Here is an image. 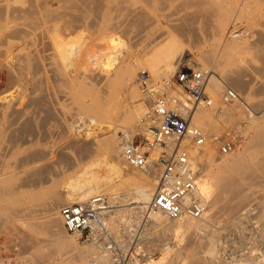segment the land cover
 Wrapping results in <instances>:
<instances>
[{"label": "bare ground", "instance_id": "6f19581e", "mask_svg": "<svg viewBox=\"0 0 264 264\" xmlns=\"http://www.w3.org/2000/svg\"><path fill=\"white\" fill-rule=\"evenodd\" d=\"M92 14H95V16H93ZM258 14L264 16V0H128L127 3H118L116 5L110 6L109 8H106L104 4L99 0H0V46H3L4 44L5 45L3 46V48L6 46V48L4 49L5 53L4 51H1L4 53V55L6 54L5 56L3 55L6 58V64L5 62L4 64L7 66L6 68H11V70L13 69L12 71L15 70L14 72H16V74L17 72H19V75L22 74L23 69L30 72L32 81V93H35L34 102L36 106L34 107L38 106V109L45 112L47 111L52 117V89L50 90L51 87L49 88L48 84L45 83H49V81L52 82L51 79L53 78L60 79L63 81L64 86L69 90V92L75 95L80 109L90 114L91 118L89 121L92 126L100 122L101 124H106L110 129L108 133H105L106 128L103 126L102 128H98L101 132H98L97 134L92 132L95 128H86L85 126L84 128L81 127V124L70 123V126L73 130L71 129L72 133L69 141L66 144L64 143V145L61 147L58 146V148H56L55 150L48 152L45 151L46 153H41V149L39 151H30V155H26V157L22 159V161H27L29 159V162L32 160L34 162V160H38L37 158L39 156V159H42L41 156L43 154V159L45 158L49 160L48 163L58 162L62 165L64 170L66 168L68 172L78 169L76 176H74L71 181L66 183L67 185H65L62 193H58L55 187L48 193H44L43 201L40 204L42 206V212L50 217L49 222H46L45 228L47 227L48 230L53 227L58 228V230L64 233L63 230L65 227H63L62 219L56 209H59L64 203L85 201L92 196L102 192L100 187L101 179L98 172V166H101V163H89L87 166H84L82 168L80 164L87 160V158L93 155L96 156L100 151V148L105 150L108 159V173L106 175L105 182L107 184H114L115 186L113 188L116 189L124 187V191L127 193V196L125 195L127 199L126 201L132 200L131 203L135 204L134 209H137L136 212L140 215L138 221L132 223L128 222V224L125 223V226L119 233L113 230L114 239L116 242L120 243V245H123L125 243L126 236L133 237L137 233L142 218L146 216L148 205L156 191L160 167H151L147 169L139 168L140 170H142V172L134 171L135 169L131 170L124 165L125 161L123 160V156L121 157L122 147L120 141L130 139V136L126 133L127 131L120 135V133L122 132L120 131L117 123L120 122V120H122V122L125 121L128 123L134 120V113L131 109V98L135 97L136 95L135 87L132 89L124 88L123 92L121 91V97H123L126 106L125 111L121 114L122 116H120L121 118H115L116 116L112 114L113 112L108 109L110 101L115 97V94L117 93L115 87L117 85H120L121 80L123 81V79L127 78V73L130 69L129 65L124 62L120 55H118L119 52L117 51H119L120 49L116 45L120 43L117 40V35L123 36L125 40L127 39V49L134 48L141 43H145V46L148 49L150 48V52L149 54H147L145 62H143L145 63L144 65H146L151 72L157 73L158 75L160 74L161 76L163 75L162 77L170 79L169 77L173 72L176 73L181 68V66H185V64L183 63L186 61L187 56H189V53L187 55L186 52V50L189 49L187 48L189 47V45H186L187 42H190L189 40H194V44L195 41L197 42V40L199 41L205 37L208 39V37L210 36V39H212V37L215 38V36H221L223 33H225L227 23L235 16L248 18L252 15ZM259 22L260 23L257 22V25L259 24L258 28L260 27L262 21ZM163 28H168L171 33H174V36H172L171 38L167 37L168 34L166 35V37L161 36L165 31L168 32V30L162 31L161 29ZM258 28H254L255 30L257 29L256 32L254 33L255 30H253V32H251L252 34H250L252 36H254L253 34L256 35V43L254 42L255 38L251 40L253 41L251 43H259L261 45L262 42L264 43V30L262 29L263 31H261V29ZM84 30H89L92 35L97 34L98 32H102L100 39L103 43L101 42L102 44L98 45V47L100 48L99 50L89 51V49L86 48L87 40L84 38ZM161 32L163 33L161 34ZM71 33L78 34H75L74 38L73 36H70V38L67 37V39L66 36H68V34L70 35ZM62 35H65V38L61 37ZM92 35L91 37H93ZM250 35L248 36L251 38ZM244 38L245 37H243V39ZM238 41L239 39L236 40V42ZM249 41L250 40L245 43L243 42L242 44L250 43ZM231 44L235 43H230V46ZM255 44L254 46H256ZM236 45H238V43H236ZM240 45L237 46V49L238 47L242 46ZM223 46H225V44ZM228 46L227 48L224 47V51L229 48ZM233 46L232 50H234ZM194 48L196 47L194 46ZM210 51H206L208 54H205L206 52L204 51V57H198L196 61L199 62L200 59H202V63L200 61L199 64H203L205 62L207 65L208 62L210 63V61H212L213 59H217V55L215 57V55L212 53L213 51H211V54H209ZM224 51H222V54ZM230 51L228 57H230ZM262 51L263 50L261 49L260 53H262ZM233 53L234 52L232 51V54ZM191 54H193V52ZM224 56L225 54L222 55V57ZM117 59L120 60L118 65L115 64V61ZM261 62L263 63V61ZM113 64H115V68L111 67V65L113 66ZM187 64L191 65L189 61L187 62ZM105 65L106 67L107 65L108 67L110 66V69L108 68L109 70H107L105 68ZM195 67L198 68L197 66ZM205 68L199 69L205 70ZM231 69L232 68H229L230 71ZM235 71L237 70L235 69ZM209 72V89L211 97L214 99L215 104L220 102L221 92L224 91L226 85L229 86L228 84H230V82L232 83L231 87L235 88L240 94L242 91L245 92L247 88V85H245L246 80L243 82L242 80L244 79H240L238 74L237 76L231 74L226 75L227 80H225L227 82L228 80L230 81L226 84V82H223V79L222 81H218L217 79L219 78L215 79L214 75L211 74V71ZM237 73H239V75L241 76L242 70L241 72L238 70ZM12 74L13 73H11V75ZM27 77H25V79H27ZM27 83L28 81H25L24 85L29 86L30 84L27 85ZM180 89L182 90V88ZM174 92L178 96H181L183 99L185 98L183 90L181 92H177L175 90ZM7 101L8 99H0L1 132L8 131L7 129L16 124L17 126L19 124V128L23 130V132H25L26 130L29 131L30 128L32 129V121L29 116L25 118L24 121H20L21 117L25 114L24 112H27L26 110L28 107H30V103L32 101H28L25 105H23L24 103L22 101L23 104H21V102L19 104L23 106H12L11 109H8L11 105H9ZM248 107H250V112L253 117L255 116L256 118H258L264 116V108L260 109V111H256L251 108L250 105H248ZM206 110L207 109L205 108L198 109L199 115L197 114V120L201 124L205 123V120L202 117L203 113H205ZM230 110L231 109H229L228 111ZM135 111L138 117V120L136 121H138L139 126L137 127L138 129H142L139 122L141 119L140 115H143L145 111L143 103L137 105ZM93 114H97L103 118H105L107 115L109 120H116L118 122H101ZM79 120L77 121L79 122ZM14 127L15 126H13L12 128ZM19 128H16L17 132ZM11 130L9 132V135L11 137L10 139L15 140L16 138H18V135H20V132L16 133L15 131ZM0 138H2V136H0ZM263 142L264 125L257 129L251 144H249L244 151H242L241 153L233 154L230 157L219 161L215 158V143H213L212 141L209 140L205 144V146L196 149H191V144H189L190 155L194 159L199 169V178L204 170H206L202 167L203 162L212 161L218 167L219 175L215 179L216 187H213V185H210L207 182H204L202 185L199 184L200 192L205 196L204 199L208 202V206H210L211 208L209 207L210 209H208L204 216L200 219L187 218L174 221L167 219L161 213H152L149 215V218L152 220L153 217L156 221H158L159 224H165V227L169 229H179L183 233L190 232L191 235H195L202 230L207 232L206 240H208L209 245L208 249L205 250L207 254L212 258L216 257V254L218 253L216 251L217 239L213 237L214 232H212V230L210 231L209 227L211 228V226H208V220L205 219V216L207 214L210 216L214 215L212 214L213 207H219L220 205H222L221 207H223V209H219L224 211L225 214L237 215L243 209L246 203H248V201L252 199L250 198L251 194L249 195L248 193L249 189L254 188L251 186V184L256 186L260 184L258 182V177L260 174H262V170L264 169V157L259 158L256 156L255 147L259 145H261L262 147ZM67 151L74 152L75 158L73 156H70ZM251 153L253 154L252 156H250ZM49 155L53 156L52 159L49 158ZM120 158H122L123 161H121ZM220 158L221 157H219V159ZM48 163L45 162V165ZM51 166L47 165L45 166V168H50ZM41 168L42 167L40 166H36L34 169H32V171H28L27 168H25L26 172L24 173H27L29 175L31 173L30 177L32 176L33 178L38 179V176H40V174L45 173L43 172L44 170H42L44 168ZM118 177H120L121 179H128L121 182L119 181L120 183H118ZM31 178L28 179L36 183V180ZM28 179L25 178L21 184L15 187L17 190L16 192L14 191L15 188H13L12 193L14 194L13 196H16L15 199L17 202H21L24 196H26L28 193L27 187L31 183L28 182ZM43 181L45 180L43 179ZM128 195L130 197H128ZM108 200L110 201L109 197ZM260 203V206L258 204L259 209L257 212H259L258 216L262 218V215L264 213V201ZM258 206H256V208H258ZM108 221L110 227L113 229L110 222V214ZM230 223L232 222L230 221ZM261 233L259 235H261ZM57 241H59V239ZM204 243H207V241L203 242V244ZM97 246H99L104 251H109L112 254L116 264H119L117 262L118 259L115 258L113 251L109 249V247L99 244H97ZM194 246L195 245H193L190 251L193 256H196L197 247ZM92 251L93 250H91V252ZM151 258L152 256L146 258L145 262L149 264L150 262H152ZM216 258L219 259L218 256ZM96 264H109V262L107 263L105 261V257H102L96 261ZM128 264L132 263L129 262Z\"/></svg>", "mask_w": 264, "mask_h": 264}, {"label": "rangeland", "instance_id": "374dc122", "mask_svg": "<svg viewBox=\"0 0 264 264\" xmlns=\"http://www.w3.org/2000/svg\"><path fill=\"white\" fill-rule=\"evenodd\" d=\"M99 1L102 2L106 8H109L110 6L116 5L118 3L122 4L128 2V0H99ZM93 16H95V14ZM246 18L247 17H241V16H235L234 18H232L227 23V28L225 30V33H223L221 36H215V38L212 37V39H210L209 36L208 39L205 37L199 41L197 40V42L195 41L194 44H198V45L193 44L194 40H189L190 42H187L186 44L187 46L189 45V47L186 46L187 48H189L186 50L187 55L189 53V56H187L186 61L187 62L189 61L191 63V66H197L198 68L206 67L205 70L211 71V74L214 75L215 79L219 78L217 79L218 81L219 80L222 81L223 79L224 80L223 82H226V84L230 82L229 80L228 82L226 81L227 80L226 75L229 74L235 76H237L238 74L240 79H244L242 80L243 82L246 80L245 85H247V88L245 92L247 93L243 91L241 92V94L239 93L245 102L240 101L233 105H226V106L221 105V102L215 104L214 109L212 110L207 109L205 113H203L202 118H204L205 120L204 124L199 123V121L197 120L199 115L198 109L194 114V118H193L194 123L197 126L201 127L202 129L204 128L203 130L208 134L219 132L226 127L233 126L244 120L247 122L246 128L244 129L243 137L240 139L237 148L233 152L224 156L220 155L218 153V146L215 144V151H216L215 158L218 161L226 159L233 154L241 153L242 151H244L245 148L249 144H251L257 129L264 125V116L258 118H256L255 116L253 117V115L250 112L251 111L250 107H248V105H250L251 108H253L256 111L258 110L260 111V109L264 108V92H263L264 91V56H263L264 54H262L264 53L263 52L264 43L262 42L261 45L259 43L255 44L256 35L255 34H253L254 36L250 35L252 34L251 32L255 30L254 28H258L259 24L257 25V22L260 23L259 21H262L263 23L264 16L258 14V15H252L247 19ZM262 23L258 28L261 29V31L264 30V25H263L264 23L263 24ZM161 30L162 31L168 30V32L167 31H165L164 33L161 32V34L163 33L161 36L166 37L167 34H168L167 37L170 38L174 36V33L172 32L173 33L172 34L168 28H163ZM256 30L254 31V33L256 32ZM84 31H85L84 38L87 40V46H89V47L86 46V48L89 49V51L99 50L100 48L98 47V45L103 43L100 39L102 32H98L97 34L92 35V33H90L89 30H84ZM71 34L70 35L68 34L66 38L67 37L70 38V36L71 37L73 36L74 38L75 34L77 35L78 33L75 34L73 33L72 35ZM247 34L250 35L252 39ZM91 35L93 37H91ZM64 36L62 35L61 37ZM243 37L245 38L243 39ZM238 39L239 41L236 42V40ZM253 39L255 42L254 44L256 46H254V44L251 43L253 42L251 41ZM117 40L120 43L116 45L120 49L119 51H117L119 52L118 55H120V57L124 60V62L129 65L130 69L129 72L127 73V78L123 79V81L121 80L120 85H117L115 87L117 90V93L115 94L116 98L114 97L112 99L113 101L112 100L110 101V104L111 103L112 104L111 105L109 104L110 106L108 105V109H110V111L113 112L112 114L116 116L115 118H121L120 116H122L121 114L125 111L126 108L125 101L123 100V97H121L123 89L124 88L132 89L135 87L136 95L135 97L131 98V109L134 113L135 118L133 121L129 122L130 123L129 124L128 122L125 121L122 122V120H120V122L116 120H109L107 115L105 118L97 114H93V115H95L97 119L100 120L101 122L102 121H108V122L113 121L115 123L118 122L117 125L119 126V129L122 132L120 133V135L127 131L126 133L130 136L129 137L130 139L133 138L139 139V137L142 134V129H138L137 127L139 125H138V121H136L138 120V117L136 115L135 110L137 105H140V103H143L144 105V102L141 91L137 86L136 78L138 73L142 69L149 70V68L146 65H144L145 63L143 62H145L147 54H149L150 52V48L148 49L145 46V43H141L137 47L127 49V43H126L127 39L125 40L123 36L117 35ZM248 40H250L249 42L254 47L250 43L242 44L243 42L245 43ZM191 42L196 48H194ZM230 43H235V44H231L230 46ZM236 43H238V45H236ZM224 44L225 46H223ZM239 45L241 47H238L237 49V46ZM3 46H0V99L1 100L8 99L7 103L11 105L8 109H11L12 106L15 107L17 105L23 106L27 104V102L30 100L33 103L30 101L31 103H30V107H28L29 109L27 108L26 110L27 112H24L25 114L23 113L24 115L20 119V121L22 122L24 121L25 118L29 116L32 121L31 123L32 129L30 128L29 131L26 130L25 132H23V130L19 128L20 127L19 124L18 126L16 124L13 126L19 128L18 132L16 131L17 129L15 127L12 128L13 126L7 129L8 131L1 132L0 130V136H2V138H0V169L2 170V171L0 170V264H96V261L102 257H105V261L107 263L109 262V264H116L112 254L109 251L102 250L99 246H97V243L95 242L87 241L85 239V236L81 237V235L78 234L68 233L65 228L63 230L64 233L58 230V228L53 227L50 230H48L47 227L45 228L46 222L47 223L49 222L50 217H48L47 214L42 212L43 210L40 203L43 201L44 193H48L49 191L53 190L54 187L56 188L58 193H62L63 192L62 190L65 188V185H67L66 183L71 181L74 178V176H76L78 169L68 172L66 168L64 170L62 165L59 164L58 162L48 163L49 160L45 158L43 159V154L41 156L42 159H39L40 158L39 156L37 158L38 160H34V162L33 160L29 162V159L27 161H22V159H24L26 155H30V153L33 152V150L39 151L41 149V153H46L48 151L55 150L56 148H58V146L59 147L63 146L64 143L66 144L69 141V138L73 130L70 126V123L81 124V127L85 126L86 128H92V129L95 128L94 131L92 132L97 134L98 132H101L100 129L98 128H102L103 126L106 128L105 133H108L110 129L107 127L106 124L103 123L101 124L100 122L92 126V124L89 121L91 118L90 114L80 109L78 102L75 98V95L69 92V90L64 86L63 81L60 79L53 78L51 79L52 82L48 80L50 84L48 82L45 83L48 84L49 88L51 87L50 90L52 89L51 92L52 95L51 99L53 104V108H51L53 112L52 117L47 111L45 112L38 109V106L34 107L36 106L34 102L35 93L34 92L32 93V81L30 77L31 76L30 72L28 70L23 69L22 74L19 75V72H17L18 74L17 75L16 72H14L15 70L12 71L13 69L11 70V68H6L7 67L5 65L6 58L4 57L6 55V54L4 55L5 53L4 49L6 48V46L4 48ZM227 46L230 49L228 48L226 51H224V49L227 48ZM232 46L235 51L232 50ZM261 49L263 50L262 53H260ZM208 50L213 51L212 53L215 55V57L217 55L216 57L217 59H213L212 61H210V63L208 62L207 65L204 62L206 66L204 65V63L201 64L202 59H200L201 63L199 64L200 61L198 62L196 60L198 59V57L203 58L204 57L203 52L204 51L206 52ZM1 51H4V53ZM190 51L191 53L193 52V54H191ZM211 51L209 52V54H211ZM222 51H224L223 52V54H225L224 57H222L223 55ZM229 51H230V57H228ZM232 51L234 52L233 54ZM205 54L208 53L206 52ZM117 60L115 61L116 65H118V63L120 62L119 59ZM260 60L263 61V63ZM186 61L183 64L186 65L187 64ZM3 64L5 65V68ZM115 64H113V66L111 65V67L115 68L116 67ZM109 67L108 65L107 67L105 65V68L107 70L110 69ZM229 68H232L231 71L229 70ZM235 69L237 71L239 70L240 72L242 70V74L240 73L241 76L239 75V73H237V71H235ZM11 73L13 74L11 75ZM151 73L155 79L165 78L162 77L163 75L161 76L159 74L160 75L159 76L157 73H153V72ZM174 74L175 73L173 72L169 78L173 79ZM25 77H27V79H25ZM25 81H28L27 85L29 84L30 85L25 86L24 85ZM228 85L231 86L232 83L230 82V84ZM176 91L181 92L182 90L180 88H177ZM222 93L223 91L221 92V96ZM22 101L24 104L22 103ZM20 102L23 105L19 104ZM225 107L228 110L229 109L232 110L233 108V110L228 111ZM116 112L119 113L117 114ZM141 117L142 114L140 115V118ZM77 120H79V122ZM10 130L15 131L16 133L20 132L18 138H16L15 140L10 139L11 138L9 135ZM95 130H99V131H95ZM125 140L120 141L121 147ZM189 144H191V149L200 148L193 145L192 143ZM189 144H188V148L190 149ZM67 152L70 156H73L75 158L74 152L71 151H67ZM255 154L259 158L264 157V142L262 143V147L261 145L255 147ZM252 155L253 154L251 153L250 156ZM52 157L53 156L49 155V158L52 159ZM219 157L221 158L219 159ZM120 159L121 161L124 160V159L122 160V158ZM107 161L108 159L105 150L100 148V151L97 153L96 156L93 155L80 164L82 168L84 166H87L89 163L91 164L101 163V166H98L99 168L97 167L101 179V183H100V187L102 190L101 193L105 194L107 197L110 198L109 201L111 206L110 222L113 227V229L110 227L111 231L113 232L114 230L115 232L119 233L121 229L125 226L124 225L125 223L128 224V222L132 223L138 221L140 215L136 212L137 209H134L135 204L131 203L132 200L126 201L127 193L124 191L125 190L124 187H121L120 189H116L113 188L115 186L114 184L112 183L107 184L105 182V178L108 173ZM45 162L48 164L45 165ZM44 165L45 166L53 165V166H51L50 168L48 167L49 168L48 169L45 168ZM124 165L131 170L135 169L134 171L142 172V170H140L139 168L130 167L125 163ZM36 166H40L44 168L41 169L44 170L43 172L45 173L40 174V176H38L39 177L38 179H35L31 176L34 180H36L35 181L36 183H34L28 179L31 178L30 177L31 173L29 175L24 172H26L25 168H27L28 171L30 170L32 171V169H34ZM202 167L206 170H204V172L201 174L199 178V184L202 185L204 182H207L208 184L213 185V187H216L215 179L219 175L218 167L212 161L203 162ZM262 171H263L262 174H260L258 177V182L260 184L258 186L251 184V186L254 188L249 189L248 193L249 195L251 194L250 198L252 199H250L248 203H246V205L237 215L225 214V212L221 210L223 209V207H221L222 205H220L219 207L218 206L213 207L212 214L214 215L216 214L217 216L211 215L212 216L211 217L208 214L205 216V219L208 220V224H209L208 226H211V228L209 227L210 231L212 230V232L215 233V234L213 233V237H215L217 241L219 240L218 242L216 241V251L218 252L216 254V257L218 256L219 259L216 257L212 258L206 252L209 245L208 240H206L207 232L202 230L201 232L195 235L192 234L193 235V239H192V235L190 232L183 233L179 229H169L165 227V224H159L158 221H156L153 217L152 220L150 218L144 217L142 218V221L138 227L137 233L133 237L126 236L125 243L123 245H120V243H118L119 256L118 257L115 256V258L118 259L117 262L119 264H128L129 262H131L132 264H137V263L148 264L147 262H145L146 261L145 259L152 256L151 258L152 262H150L149 264H214V263L221 264L220 260L222 256L223 258L222 264H229L228 261L232 260V257L237 256L239 258V257H244L243 255H245L246 257L243 258L242 263L256 262L257 264H264V230H263L264 213L262 215V218H260L258 216L259 212H257L261 204L260 202L264 201L263 199L264 169ZM25 178L29 180L28 181L29 183L31 182L30 183L31 186L29 185L27 187L28 193L26 196H24L22 201L17 202L15 199L16 196H13L14 194L12 193L13 188L21 184ZM43 179L45 181H43ZM126 179L128 178H124V179H121L120 177L117 178L118 183ZM14 191L15 192L17 191L16 188ZM128 197L130 196L128 195ZM203 197L205 198L204 195ZM77 202H81V201H77ZM65 204L67 203L62 204L61 207ZM256 206H258V208H256ZM209 207L210 206H208V209L211 208ZM249 208L252 210H250ZM59 209H56V211L59 212ZM230 221L232 223H230ZM260 233L261 235H259ZM204 238L207 241V243L203 244V242H206ZM58 239L59 241H57ZM221 241L223 242V244ZM192 244L195 245L194 247H197L196 256H193L190 251L191 248L193 247ZM251 246L254 247V250L253 247ZM91 250H93L92 251L93 253L91 252Z\"/></svg>", "mask_w": 264, "mask_h": 264}, {"label": "built area", "instance_id": "2783aa9c", "mask_svg": "<svg viewBox=\"0 0 264 264\" xmlns=\"http://www.w3.org/2000/svg\"><path fill=\"white\" fill-rule=\"evenodd\" d=\"M209 77V71L191 65L181 66L173 79H155L148 69H142L137 75L136 83L145 105L140 119L142 134L139 139L123 142L122 156L125 163L133 168L160 167L146 218L152 213H161L174 221L202 218L208 202L200 192L199 169L190 155L188 144L202 147L210 140L218 146V153L224 156L233 152L243 137L245 120L211 135L193 123L197 109L215 108ZM178 87L184 91V99L175 94ZM240 101L245 102L239 92L226 86L221 105ZM110 210L108 197L99 193L88 200L63 205L59 215L68 233L85 236L87 241L107 246L118 257L119 244L108 221ZM243 256H234L228 263L257 264L242 263L246 257ZM220 263H223L222 256Z\"/></svg>", "mask_w": 264, "mask_h": 264}]
</instances>
